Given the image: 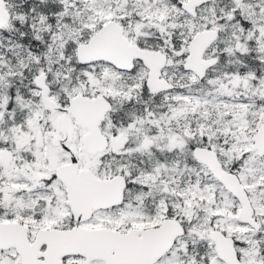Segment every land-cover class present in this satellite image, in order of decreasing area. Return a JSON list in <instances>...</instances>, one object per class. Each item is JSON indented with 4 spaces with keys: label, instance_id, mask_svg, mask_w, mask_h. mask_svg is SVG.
<instances>
[{
    "label": "snow or ice",
    "instance_id": "snow-or-ice-1",
    "mask_svg": "<svg viewBox=\"0 0 264 264\" xmlns=\"http://www.w3.org/2000/svg\"><path fill=\"white\" fill-rule=\"evenodd\" d=\"M0 264H264V0H0Z\"/></svg>",
    "mask_w": 264,
    "mask_h": 264
}]
</instances>
